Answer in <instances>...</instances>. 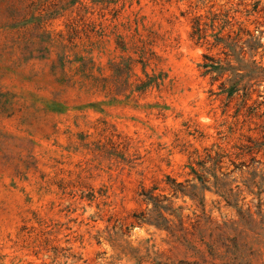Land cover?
<instances>
[{"label": "rangeland", "instance_id": "374dc122", "mask_svg": "<svg viewBox=\"0 0 264 264\" xmlns=\"http://www.w3.org/2000/svg\"><path fill=\"white\" fill-rule=\"evenodd\" d=\"M256 28L264 67V0H0V264L176 263L179 242L133 219L168 178L207 180L213 220L240 210L263 242L264 74L228 95L199 67L245 64Z\"/></svg>", "mask_w": 264, "mask_h": 264}, {"label": "trees", "instance_id": "16d2710c", "mask_svg": "<svg viewBox=\"0 0 264 264\" xmlns=\"http://www.w3.org/2000/svg\"><path fill=\"white\" fill-rule=\"evenodd\" d=\"M259 28L254 31L245 30L247 37L240 46L241 51L248 55L245 62L237 61L234 64L231 54H226L225 59H216L208 54H204L203 63L199 67L204 75H210L212 81L220 80L222 93L233 95L243 91L245 94L251 89L252 80L264 74V67L253 56L262 46ZM258 32V33H257ZM234 44L238 46L241 40L234 39ZM222 40H217L220 43ZM229 48L228 45L225 48ZM259 71V74L256 73ZM256 75V76H255ZM245 78L249 80L244 82ZM255 85V84H254ZM203 185L197 188L194 185H183L175 183L168 178L173 185V195H155V189H142L140 196L148 205V209L135 212L133 219L135 224L152 225L160 230L166 231L174 237L185 251V256L174 264H264V251L254 249V244L264 247L260 236L250 238L246 230L254 229L253 221L250 217L245 218L240 213L241 222H216L205 211L203 190H209L206 186L207 180L198 177ZM179 194L188 195L191 199H198L200 203L199 214L194 213V217L184 216L181 208H174L171 198H177ZM242 227L241 229H239Z\"/></svg>", "mask_w": 264, "mask_h": 264}]
</instances>
